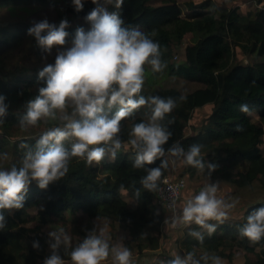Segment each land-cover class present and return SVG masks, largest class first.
Segmentation results:
<instances>
[{
	"label": "trees",
	"instance_id": "1",
	"mask_svg": "<svg viewBox=\"0 0 264 264\" xmlns=\"http://www.w3.org/2000/svg\"><path fill=\"white\" fill-rule=\"evenodd\" d=\"M176 1L124 0L120 9L107 5V10L119 14L123 27L136 28L160 45L166 67L154 73L150 65H145L140 94L145 97L165 94V98L176 101V107L163 121L171 132L164 147L167 149L178 142L187 150L191 144L199 143L203 145L199 158L206 164L217 165L210 175L207 168L200 170L179 160L163 170L161 179L185 181L177 214L198 189L218 184L217 198L223 195V200L229 203L238 201L228 219L210 236L206 230L197 229L204 233L203 243L189 236L190 228L183 225L169 229L174 230L169 241L165 224H170L171 216L157 208L156 191L142 188L140 179L146 173L132 167L135 153L127 145L132 125L150 115V109L145 106L121 122L119 136L123 146L115 159L106 153L101 161L89 164L84 158L74 157L66 175L49 184L47 189H40L35 181L30 183L23 207L4 213L6 227L0 230V264H43L51 255L45 230L60 227L68 235L66 215L71 216L72 224L84 238L94 229L99 234L104 222L110 221L127 232L124 246L132 256L136 253L139 260L149 258V264H167L175 255L184 256L188 252H193L197 259L205 253L215 254L223 264H235V258H239L238 264H264V237L251 242L238 232L247 217L264 206V202L256 200L264 195V0H190V17L181 15ZM32 2L52 4L53 0H0V7L6 5L12 12L20 6L31 12L27 5ZM95 7L91 0H85L83 10L77 12L72 0H63L57 8L55 24L58 26L64 19L68 21L65 44L72 46L77 28L90 30L89 23L86 26L81 22L86 21L85 17ZM31 26L24 20L0 25V95L6 97L8 105L5 122L0 124V153L8 155L7 160H0L2 170L20 166L26 151L20 149L21 143L34 147L44 132L62 126L59 119L41 121L26 129L19 126L27 102L38 95V89L45 83L38 78V72L44 67L36 64L41 61L40 48L27 34ZM188 34L192 35L190 43L183 47L184 57L179 60L176 48ZM25 43L28 45L23 49ZM206 45L213 52L209 65L203 63ZM15 51L23 55L11 64L9 59ZM27 58L36 63L22 64ZM54 62L55 58H51L46 64ZM177 80L190 84L192 90L181 92L173 86ZM241 105H247L250 113L241 112ZM205 107L210 108L209 114L200 125H194V113ZM115 111L114 108L110 115ZM237 125L242 126V132L235 130ZM10 129L16 133L11 134ZM65 147L70 150L71 143L66 141ZM159 163L157 160L146 167H156ZM198 173L206 178L200 179ZM79 217L85 221L81 223ZM191 228L197 226L193 224ZM34 241L40 244L38 250L33 248ZM74 246L71 243L59 249L65 261H70ZM131 264L139 261L136 259Z\"/></svg>",
	"mask_w": 264,
	"mask_h": 264
},
{
	"label": "clouds",
	"instance_id": "2",
	"mask_svg": "<svg viewBox=\"0 0 264 264\" xmlns=\"http://www.w3.org/2000/svg\"><path fill=\"white\" fill-rule=\"evenodd\" d=\"M85 0H72L77 12L83 10ZM96 7L85 17L91 25L85 32L77 28L72 46L57 51L54 64H46L38 78L44 86L38 89V95L26 104L25 113L19 118L22 129L37 126L38 122L57 120L62 126H56L44 132L35 146L21 143L20 149H26L20 166L12 165L9 170L0 169V230L6 227L5 212L21 209L24 205L28 186L35 181L40 189L59 181L68 172L72 158H84L90 164L101 161L106 153L115 159L123 146L120 139L121 122L131 118L142 107L150 109V115L134 123L129 132L127 145L135 153L132 167L143 169L146 173L140 184L144 190L155 192L160 189L163 170L169 164L181 163L200 170L207 168L209 175L217 165L205 163L200 159L203 145L191 144L187 150L178 142L169 148L171 132L163 121L166 114L176 107L171 97L164 99L158 95H141L144 84L145 65L152 71L161 72L166 67L158 42L136 28L123 27V20L117 12H109L107 5L120 9L124 0H91ZM66 19L59 25L47 19L34 22L27 34L33 37L46 59L54 47L61 48L69 33ZM181 100L184 97L180 98ZM6 97L0 95V124L5 122L8 105ZM115 113H112L113 109ZM70 109V111H69ZM240 111L250 113L247 105H241ZM171 123V121H169ZM237 132H242L240 125ZM71 141L70 150L65 142ZM168 157H172L171 161ZM7 153H0V160H7ZM160 161L156 167H146ZM123 189V185H121ZM218 184H208L198 194L187 200L179 214L172 215V227H189V236L203 243L206 230L209 236L217 226L229 217V212L238 201L231 203L217 198ZM139 192V190H137ZM175 208V201L172 202ZM215 221L216 223H211ZM169 223V221H165ZM197 228H191V225ZM239 235L251 242L264 237V206L253 211L247 222L238 228ZM51 255L43 264H102L111 256L112 264H131L130 249L117 243L114 245L98 234L96 230L87 233L85 238L70 252V261H65L59 249L70 243V237L63 233H49ZM33 248L39 249L38 241ZM223 264L215 254L205 253L199 259L193 252L175 255L167 264Z\"/></svg>",
	"mask_w": 264,
	"mask_h": 264
},
{
	"label": "rangeland",
	"instance_id": "3",
	"mask_svg": "<svg viewBox=\"0 0 264 264\" xmlns=\"http://www.w3.org/2000/svg\"><path fill=\"white\" fill-rule=\"evenodd\" d=\"M189 1L190 0H177L175 2L177 7L180 9L181 15L183 17H190L192 15V11H191L190 6H189L190 5ZM101 3H103V0H101ZM62 4H63V0H53L52 4H38V3L32 2V3H29L27 5V7H29V9L32 10L31 12L20 9L19 8L20 6L15 7V10L10 12L7 9L6 5H4V6L0 7V25H6V24H8V22L23 21V20L28 21L31 24H33L34 22L41 21L43 19H47L50 23L55 24L57 8ZM81 23L88 26V23L85 20H82ZM191 36L192 35H190V34L185 36L184 39L182 40L181 46L180 47L177 46L175 54L179 60H181L184 57L183 47L185 45H187L188 43H190ZM68 44H65L61 48L54 47L51 55H48L46 57V59L42 58L44 54L42 53V50L40 49L39 52H40L41 61L38 63H36L35 61L29 60V58L21 61V63L26 65L27 62H29V63L35 62L40 67H43V66H45L48 59L55 58L57 51H64L67 48H70L71 46H69ZM27 45H28L27 43L23 44L22 48L25 49L27 47ZM206 46H208V49L203 56V63L209 65V63L212 62L213 52H212L211 46H209V45H206ZM22 55L23 54L21 51L13 52L12 58L9 59V62L11 64H15L16 59L17 60L19 59V58H17V56H22ZM239 59H242V57L239 56ZM173 86L178 88L181 92H185V91L187 92V91L192 90V88H193L190 84L189 85L185 84L181 80L174 81ZM157 95L160 96L161 98L167 99V98H165V96H166L165 94H157ZM209 111H210L209 107L198 109L196 111V113H194L193 121H192L193 124L197 125V126L200 125L202 120L204 119V117H206L209 114ZM256 121L258 122V120H256ZM40 128H43V127L41 126ZM263 129H264V125H263ZM9 132L11 134L16 133V131L12 130V129H10ZM69 142L71 143V141H69ZM263 144H264V138H263ZM198 176L200 177V179H203V180H204V178H206L203 173H201V174L198 173ZM220 185L222 187L224 186L223 183H221ZM222 191H223V189H222ZM122 195H123V198L128 202L129 205H131V206L134 205V203L130 199H128L125 196V194L122 193ZM219 198L224 199V196L221 195ZM256 200H258L259 202L260 201L264 202V195L258 196L256 198ZM157 208L159 210L160 209L163 210L161 207H157ZM237 210L238 209H236V211ZM82 218L79 217V220L81 223L83 221H85V218L84 217H82ZM66 219H67V222H69V225H67V227L69 229L68 230L69 231L68 236L70 237V243L67 244L66 246H69L71 243H74L75 245H77L79 242H81L84 239V237H82L79 234L78 228L76 226H74V224H72L71 216L66 215ZM104 224L105 225L102 226L103 228L100 229L99 234H102V237L109 242L110 246L117 244V243H123V245H124L125 241L128 239L127 238V232L120 230L116 225H112V223L110 221H105ZM170 224H165L166 231H167V237L170 238L169 241H171L173 236H174V231H169V229H172V226ZM50 232L63 233V234L67 235V233H64L60 227L46 228L45 233L48 236L47 237L48 250H50V247H49V240H50L49 233ZM166 243H167V241H166ZM136 259L139 261V264H149V261H150L149 258H144V257L140 258V260H139V258L136 257V253H134V255L131 257V261H133V263H135ZM235 262H236L235 264H238L239 258H235ZM102 264H112L111 256L108 258L107 261L102 262Z\"/></svg>",
	"mask_w": 264,
	"mask_h": 264
},
{
	"label": "built area",
	"instance_id": "4",
	"mask_svg": "<svg viewBox=\"0 0 264 264\" xmlns=\"http://www.w3.org/2000/svg\"><path fill=\"white\" fill-rule=\"evenodd\" d=\"M184 187L185 181L183 179L172 180L168 177L162 178L160 181V189L156 191V205L161 207L171 217L174 212L177 214V204L181 199V192ZM202 188L198 189L194 195L198 194ZM173 201H175V208L172 206Z\"/></svg>",
	"mask_w": 264,
	"mask_h": 264
},
{
	"label": "crops",
	"instance_id": "5",
	"mask_svg": "<svg viewBox=\"0 0 264 264\" xmlns=\"http://www.w3.org/2000/svg\"><path fill=\"white\" fill-rule=\"evenodd\" d=\"M172 231H174V230H172Z\"/></svg>",
	"mask_w": 264,
	"mask_h": 264
}]
</instances>
